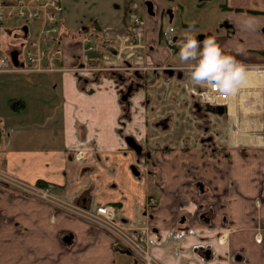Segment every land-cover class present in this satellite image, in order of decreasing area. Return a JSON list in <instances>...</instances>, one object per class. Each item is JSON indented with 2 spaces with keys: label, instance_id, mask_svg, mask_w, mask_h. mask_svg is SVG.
I'll use <instances>...</instances> for the list:
<instances>
[{
  "label": "crops",
  "instance_id": "1",
  "mask_svg": "<svg viewBox=\"0 0 264 264\" xmlns=\"http://www.w3.org/2000/svg\"><path fill=\"white\" fill-rule=\"evenodd\" d=\"M221 7L232 30L209 34L249 73L224 113H207L205 90L161 37L160 8L146 17V50L123 43L132 19L99 34L62 30L58 66L78 63L89 34L98 46L90 63L102 69L35 73L49 78L0 102V166L86 208L115 206L124 222L150 228L163 264H264V0ZM18 27H0L2 51L27 39ZM128 136L143 146L138 173ZM129 256L84 219L0 190V264H130Z\"/></svg>",
  "mask_w": 264,
  "mask_h": 264
},
{
  "label": "built area",
  "instance_id": "2",
  "mask_svg": "<svg viewBox=\"0 0 264 264\" xmlns=\"http://www.w3.org/2000/svg\"><path fill=\"white\" fill-rule=\"evenodd\" d=\"M62 9V0H0V27H9L17 23L18 20L40 21V25L35 27V38H32L29 25L23 24L19 27L17 25L20 30L25 29V27L28 28L26 40L29 43L25 46L22 41L16 47L19 52V62H23V66L14 64L11 51L4 52L0 49V72L49 73L72 71L79 76V74H93L102 69L90 63L89 54L97 50L98 46L89 34H84L81 37V55L78 63L70 67L57 65L58 61L63 60L65 54L59 36L57 17V12L62 11ZM169 29H174V31H169ZM174 33L175 28L173 26L161 30V37L171 52L179 50ZM123 43L132 51L137 48L148 49L145 15L133 17L131 32L124 36ZM23 53L25 59H21ZM211 96L212 99L205 102L213 106L224 105L229 98V95H221L218 91H212ZM77 156L82 158L84 152L80 151ZM2 189L24 198L41 201L67 216L84 219L91 225L110 234L116 245L133 254L143 264H163L152 253L155 242L150 238V228L124 222L113 205L99 204L93 208H86L56 194L51 184L39 185L29 182L0 166V190ZM156 207L157 199L150 197L146 208L152 211Z\"/></svg>",
  "mask_w": 264,
  "mask_h": 264
},
{
  "label": "rangeland",
  "instance_id": "3",
  "mask_svg": "<svg viewBox=\"0 0 264 264\" xmlns=\"http://www.w3.org/2000/svg\"><path fill=\"white\" fill-rule=\"evenodd\" d=\"M146 0H62L63 9L57 12L59 31L66 30L70 33L81 32L84 26L87 30L100 29L101 26H124L133 16L143 12ZM156 1V0H155ZM164 8V26H173L177 33H182L189 25H195L196 35L225 32L222 27L226 20V12L221 7L224 0H160ZM159 10L156 1L154 12ZM171 11V13H170ZM172 15V17H171ZM95 22L97 24H95ZM17 25H29L32 29V38H35L34 27L38 22L18 20ZM101 25V26H100ZM13 42L21 44L17 38H11ZM25 46L29 43L23 40ZM8 44V43H7ZM46 46V44H44ZM1 47V46H0ZM25 59V54L21 55ZM49 78L45 74L27 72H0V102H4L8 96L22 93L21 85L35 80ZM13 83L9 85V83ZM21 89V90H20ZM130 264H143L135 256L128 257Z\"/></svg>",
  "mask_w": 264,
  "mask_h": 264
},
{
  "label": "clouds",
  "instance_id": "4",
  "mask_svg": "<svg viewBox=\"0 0 264 264\" xmlns=\"http://www.w3.org/2000/svg\"><path fill=\"white\" fill-rule=\"evenodd\" d=\"M177 46L179 60L186 66L184 70L191 84L205 90L200 95L202 102L212 99V91L234 96L246 85L249 75L247 67L229 54L214 36L199 41L194 24L184 30Z\"/></svg>",
  "mask_w": 264,
  "mask_h": 264
},
{
  "label": "water",
  "instance_id": "5",
  "mask_svg": "<svg viewBox=\"0 0 264 264\" xmlns=\"http://www.w3.org/2000/svg\"><path fill=\"white\" fill-rule=\"evenodd\" d=\"M146 5L148 6V11H149V13H153V3H152V1H150V0H148L147 2H146ZM26 29V28H25ZM209 36H211V34H209ZM205 37H207V36H205V35H200V36H197L196 38L198 39V40H202V39H205ZM10 54H11V56H12V60H13V62H14V64L16 65V66H23V62H19V58H18V54H19V52H18V50H12L11 52H10ZM169 72H171L172 74L174 73V69H172V68H169V69H167ZM133 88H134V84H130L129 86H128V88L126 89V91L124 92V94H123V99H127L128 97H129V95L131 94V92H132V90H133ZM215 110L218 112V113H220V114H222V113H224L225 112V110H226V106L225 105H218V106H216L215 107ZM126 140H127V142H128V144H129V146L130 147H132L134 150H136L138 153H140L141 151H142V148H143V146H142V144L141 143H139L133 136H128L127 138H126ZM132 169L134 170V172H136V173H138V170H137V168H136V166H133L132 167Z\"/></svg>",
  "mask_w": 264,
  "mask_h": 264
},
{
  "label": "flooded vegetation",
  "instance_id": "6",
  "mask_svg": "<svg viewBox=\"0 0 264 264\" xmlns=\"http://www.w3.org/2000/svg\"><path fill=\"white\" fill-rule=\"evenodd\" d=\"M148 0H146L145 1V4H144V9H145V13L143 14V15H145L146 17L148 16V15H154V14H156L155 12H154V9H155V5H156V1L155 0H150V1H152V3H153V13L151 14V13H149V11H148V6L146 5V2H147ZM160 8V7H159ZM159 11H161L162 12V15L164 14V8L162 7V8H160V10ZM170 13H171V11H170ZM171 17H172V15H171ZM85 27V26H84ZM222 27L224 28V29H228V30H232V25H231V23H229L228 21H225L224 22V24L222 25ZM197 36H200V35H196V37ZM175 39L177 40V42L179 41V37L178 36H176L175 35ZM215 107L216 106H213V105H211V104H209V103H206V110H207V113L208 112H211V111H216L215 110ZM212 139V137H209V138H207V140H211ZM134 150V149H133ZM136 153H137V155H138V162H137V166H136V168H137V170H138V172H139V170H140V161L142 160V158L144 157V154H143V148H142V151L140 152V153H138L136 150H134Z\"/></svg>",
  "mask_w": 264,
  "mask_h": 264
},
{
  "label": "trees",
  "instance_id": "7",
  "mask_svg": "<svg viewBox=\"0 0 264 264\" xmlns=\"http://www.w3.org/2000/svg\"><path fill=\"white\" fill-rule=\"evenodd\" d=\"M92 31H94V33H98L99 34V29L94 28V30H92ZM92 31H90V32H92Z\"/></svg>",
  "mask_w": 264,
  "mask_h": 264
},
{
  "label": "bare ground",
  "instance_id": "8",
  "mask_svg": "<svg viewBox=\"0 0 264 264\" xmlns=\"http://www.w3.org/2000/svg\"><path fill=\"white\" fill-rule=\"evenodd\" d=\"M97 63V62H96Z\"/></svg>",
  "mask_w": 264,
  "mask_h": 264
}]
</instances>
